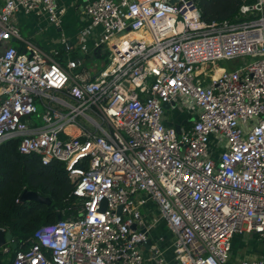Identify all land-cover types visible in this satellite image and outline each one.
I'll return each instance as SVG.
<instances>
[{
    "label": "built area",
    "instance_id": "obj_1",
    "mask_svg": "<svg viewBox=\"0 0 264 264\" xmlns=\"http://www.w3.org/2000/svg\"><path fill=\"white\" fill-rule=\"evenodd\" d=\"M239 1L232 20L206 23L195 0H84L100 32L90 48L80 38L81 59L64 36L66 52L48 53L13 21L59 28L57 0L0 1V143L61 163L74 199L9 264H170L148 203L172 234L171 264H264L232 258L236 235L264 241V0ZM93 50L106 56L94 75L80 70ZM179 102L192 118L178 133L162 105Z\"/></svg>",
    "mask_w": 264,
    "mask_h": 264
},
{
    "label": "trees",
    "instance_id": "obj_2",
    "mask_svg": "<svg viewBox=\"0 0 264 264\" xmlns=\"http://www.w3.org/2000/svg\"><path fill=\"white\" fill-rule=\"evenodd\" d=\"M206 23L232 20L237 14L239 0H195ZM104 58H106L104 56ZM18 140L0 143V229L8 231L19 240L10 258L22 246H29V239L41 225L65 219L64 212L73 204L67 199L73 186L64 166L59 162L41 164L38 157L22 155L17 150ZM32 192L49 200V205L36 202H18L21 194Z\"/></svg>",
    "mask_w": 264,
    "mask_h": 264
},
{
    "label": "crops",
    "instance_id": "obj_3",
    "mask_svg": "<svg viewBox=\"0 0 264 264\" xmlns=\"http://www.w3.org/2000/svg\"><path fill=\"white\" fill-rule=\"evenodd\" d=\"M57 3L60 7L65 9V13L61 17L59 28L49 25L44 15L37 17L34 14L26 15L23 13H17L13 17V21L17 24L21 37L25 40H29L46 51L58 49L59 52H66L61 49L59 40L61 36H64L69 44L74 45L76 42L79 43L78 40L74 41L76 34H81L83 32L87 38L85 39L87 40V45L91 47L95 39L98 37L100 29L97 28L96 30H93L90 28L89 20L83 12L84 0H57ZM23 32L25 35H23ZM79 38H81V36H79ZM13 45L17 44L13 42ZM20 46L21 44H18V47ZM75 55L80 59L82 58V55L74 54V52H72L71 55L69 53L67 57L72 58ZM100 55L101 54H99L98 51L93 50V53H91L90 56L85 57L84 66H82L80 70L88 71L94 75L98 71V66L102 63L100 60L104 58L103 55ZM60 59L59 62L61 66L65 68L66 58L64 57L63 59ZM86 61L88 63H86ZM191 118V113L185 109L182 102H179L176 105L173 104L172 106H169V108L164 109L163 122L166 127H180L181 125L186 124V121L190 122ZM157 211V207L153 203H148V205L141 209L146 222L153 223V220L156 222L155 227L152 229L150 234L151 242L156 243L159 248L164 251L166 260L171 264L173 260V253L170 251L169 247L172 240V234L168 231L163 222L156 221V218L158 217ZM151 213H154V216H152ZM166 233L167 235L169 234L167 238ZM236 239L237 236L233 238V241L235 242ZM141 251L145 258H147V248L142 246ZM8 258H10V255L0 259L3 262L6 260V263L9 264ZM144 264L152 263L145 262Z\"/></svg>",
    "mask_w": 264,
    "mask_h": 264
},
{
    "label": "rangeland",
    "instance_id": "obj_4",
    "mask_svg": "<svg viewBox=\"0 0 264 264\" xmlns=\"http://www.w3.org/2000/svg\"><path fill=\"white\" fill-rule=\"evenodd\" d=\"M23 35H25L24 32H23ZM79 36H81L80 33H77L76 36H75L74 41H77L78 40L79 43L76 42L74 45H72L73 46V49L69 52L70 55H71L72 52H74V54H80V55H82L81 54V51L78 49V47L81 44V42H83V43H85L87 45V43H86L87 40H85L87 38L85 37V34H84V36H81V38H82V41L81 42H80ZM2 47H5V43H4V45H2ZM87 47L90 48L88 45H87ZM59 48H60V46H59ZM55 50H58V49H54V50H50V51L44 50V51L45 52H48V53H52ZM72 58H79V57H77L75 55ZM103 59H105V58H103ZM100 61L102 62L103 60L101 59ZM242 61L243 60H241V59H237V60H234V61H231V62H223V63H219V66L220 67H223V68H226V69H231L234 66H240L242 64ZM86 63H88V62L86 61ZM38 110L41 111V108L39 106H38ZM151 215L154 216V213H151ZM168 235L166 233V238H167ZM236 236H237L236 241L234 242L232 240V258L233 259L234 258H237V257L238 258H253V257L257 256V255H261V254L264 253V241L258 240V237L254 233H251L248 236L247 235H242V234L241 235H236ZM233 243H234V246H233ZM4 263L7 264L6 263V260H5Z\"/></svg>",
    "mask_w": 264,
    "mask_h": 264
},
{
    "label": "water",
    "instance_id": "obj_5",
    "mask_svg": "<svg viewBox=\"0 0 264 264\" xmlns=\"http://www.w3.org/2000/svg\"><path fill=\"white\" fill-rule=\"evenodd\" d=\"M170 4H173L176 2V0H168ZM171 104L164 103L162 105L163 109L169 108ZM175 130L179 133V126H175ZM20 202H36V203H42V204H47L49 205V200L42 198L32 192H27L24 191L19 199ZM120 213V209L118 210V214ZM60 220V217L57 218V221ZM134 228V227H132ZM19 243V240L11 235L10 232L8 231H3L0 229V248L4 245H8L11 251H14ZM0 264H5L1 259H0Z\"/></svg>",
    "mask_w": 264,
    "mask_h": 264
},
{
    "label": "bare ground",
    "instance_id": "obj_6",
    "mask_svg": "<svg viewBox=\"0 0 264 264\" xmlns=\"http://www.w3.org/2000/svg\"><path fill=\"white\" fill-rule=\"evenodd\" d=\"M217 73H219V72H217Z\"/></svg>",
    "mask_w": 264,
    "mask_h": 264
}]
</instances>
